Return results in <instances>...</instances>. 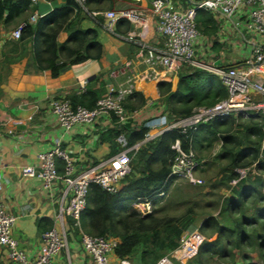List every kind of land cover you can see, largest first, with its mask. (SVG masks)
I'll return each instance as SVG.
<instances>
[{
    "label": "built area",
    "instance_id": "1",
    "mask_svg": "<svg viewBox=\"0 0 264 264\" xmlns=\"http://www.w3.org/2000/svg\"><path fill=\"white\" fill-rule=\"evenodd\" d=\"M77 1L99 25L127 41L134 48V57L128 59L121 70L123 79L108 84L106 94L94 108L74 106L67 97L51 100V111L57 116L63 134L56 138L53 149L40 153L38 161L24 165L21 172L27 178L39 179L49 192L53 191L56 183L61 184L56 199L58 211L53 226L41 235L37 254L30 257L13 236L19 217L0 198V250H8L5 264H142L116 254L120 243L118 238L83 231L80 218L87 206L90 185L98 183L109 192L116 193L122 180L131 172L132 160L140 148L166 131L178 129L188 134L201 124L231 115L246 118L260 116L264 120V0H190L191 5L184 10L172 8L170 0H152V16L156 19V30L162 36V40L156 42L151 41V23L141 9L90 12L85 6L86 0ZM30 2L36 5L39 0ZM201 8L211 11L220 21L219 36L222 41L232 43L235 39L240 40L239 47L244 57L239 63L224 66L213 62L209 65L197 59V45L202 33L198 29L196 16ZM38 17L34 14L33 21ZM119 19L129 20L134 29L126 34L118 33L114 23ZM25 25V22L20 23L11 32V37L20 39ZM188 65L216 75L227 89L228 96L213 105L196 108L189 116L174 120H170L166 114H151L142 123L147 129L143 139L130 144L122 133L117 138L121 147L119 152L86 168H75L73 160L61 146L67 133L77 125L93 124L100 118L109 120L111 127L122 126L141 109L129 111L124 103L127 97L136 93L145 95L147 103L143 109L156 104L161 97V84L169 83L174 90L181 70ZM85 89L86 83L81 82L79 92ZM172 148L176 155L166 183L183 180L191 185H203L205 179L198 174L203 161L197 152L185 148L180 139L173 143ZM261 152H264V125ZM57 159L66 162L63 173L57 169ZM247 174V169H239L231 185L235 186ZM167 194L162 189L154 198L141 199L136 209L147 216L154 210V199H163ZM71 226L73 230L78 228L79 233L75 234ZM193 237L194 233L185 234L182 243L185 249L179 250L180 244L173 255L161 256L155 264H181L180 257L194 254ZM198 237H194L195 240Z\"/></svg>",
    "mask_w": 264,
    "mask_h": 264
},
{
    "label": "trees",
    "instance_id": "2",
    "mask_svg": "<svg viewBox=\"0 0 264 264\" xmlns=\"http://www.w3.org/2000/svg\"><path fill=\"white\" fill-rule=\"evenodd\" d=\"M91 2L92 0L85 1V6L90 12L94 11L90 8ZM36 9V5L30 0H0V24L7 26L12 22L26 23L18 40H28L38 69L48 70L52 77L57 78L63 68L101 58L103 48L97 39V30L78 26L82 13L87 12L77 0H66L64 6L55 8L31 22L29 18ZM196 21L200 32L212 38L213 50L218 53L225 45L219 41L220 21L211 11L202 8L197 11ZM133 29L134 25L127 19H119L115 25V30L122 34ZM61 31L69 33V38L62 43L58 40ZM11 44V51H17L19 44ZM27 50L24 45V52L17 58L9 59V62L21 59ZM162 91L166 92V109L170 120L189 116L196 108L213 105L228 96V91L219 78L201 69L181 74L175 90L171 89L169 83L161 84ZM106 92L107 86L102 81L97 87L88 86L84 91L73 92L67 98L74 106L94 108ZM124 103L129 111H133L144 107L147 98L141 93H136L127 97ZM136 120L137 127L133 125L135 120L131 119L122 126L114 125L102 130L100 139L111 143V155L120 151L117 138L122 133L127 136L130 144L144 138L147 129L142 126L143 121L140 118ZM230 121L236 122L234 131L227 127ZM263 125L264 120L260 116L246 118L243 115H231L201 124L188 134L178 129L162 133L140 148L132 160L131 172L122 180L116 193L109 192L98 183L90 185L87 206L80 218L83 231L91 235L118 238L120 243L116 254L120 258L133 259L137 248L143 246L144 252H141L139 263L155 264L161 256L150 261L148 257L152 255V251L148 249V245L154 240H160L159 228L169 225L172 219L154 218L152 213L141 215L135 208L137 202L154 198L162 189L169 191L172 183H166V179L176 155L172 145L177 139L181 140L185 148L195 151L211 148L220 141L222 148L214 155V159L227 160V164L222 168L221 183L229 186V182L237 177L239 167H247L256 162L257 169L251 171L235 186H230L231 193L224 199L222 212L232 215L231 224H219L212 215L203 219L201 230L207 232L214 226L218 236L215 240L205 241L201 245L192 263L211 264V259L219 258L226 260L228 264H262L249 262L248 253L242 254L241 262L235 260V256L236 251L240 253L243 249L255 247L264 261V152H261ZM65 164L64 160L57 159V169L60 173L64 172ZM161 200L162 198L154 199L155 206ZM186 215L198 216L200 212L189 211L184 216ZM186 224L189 229L195 225L191 222L184 223L185 226ZM52 226L53 223L43 232ZM71 229L73 230L72 226ZM73 231L75 234L79 233L78 228ZM164 246L174 250L179 243L174 240ZM1 253L0 250V264H5Z\"/></svg>",
    "mask_w": 264,
    "mask_h": 264
},
{
    "label": "crops",
    "instance_id": "3",
    "mask_svg": "<svg viewBox=\"0 0 264 264\" xmlns=\"http://www.w3.org/2000/svg\"><path fill=\"white\" fill-rule=\"evenodd\" d=\"M169 2L172 8L180 10L191 5L190 0ZM65 4L66 0H48L47 3L41 4L39 0L34 14L43 17ZM90 8L94 11L141 9L151 23V41L162 40L156 30V19L152 16V0H92ZM115 25L116 23L114 29ZM78 26L97 30V39L103 48L102 56L63 68L59 76L54 78L48 70L37 68L28 40L19 42L18 39H13L11 32H6L5 25H0V198L9 210L19 217L13 229V236L20 248L30 257L37 254L42 232L52 225L58 211L56 199L61 184L56 183L53 191L49 192L39 179L27 178L21 172L24 165L35 164L40 153L53 149L56 138L63 134L57 116L51 111V100L79 92L81 82H85L87 88L91 85L97 87L102 81L106 86L121 81V70L125 62L134 57V48L127 41L99 25L88 14L82 13ZM68 38V32L59 33V42H65ZM219 41L225 45L218 53L215 52L218 64L242 60L244 52L240 47L237 50L239 59L234 55L229 59L225 57L229 49L225 46L229 42L222 41L220 36ZM11 43L19 44L17 51L8 49V44ZM24 45L28 50L23 57L9 62V59L17 58L24 52ZM184 73L183 68L180 75ZM165 96L166 92L162 91L156 104L141 108L133 118V125L137 127L136 119L144 121L151 114L168 115ZM106 127H111L110 121L100 118L93 124L77 125L64 136L62 149L73 160L76 169L86 168L111 156V143L100 139L101 132ZM203 219H200V223ZM194 222L197 223L196 220ZM1 252L5 262L8 259V250L1 249Z\"/></svg>",
    "mask_w": 264,
    "mask_h": 264
},
{
    "label": "rangeland",
    "instance_id": "4",
    "mask_svg": "<svg viewBox=\"0 0 264 264\" xmlns=\"http://www.w3.org/2000/svg\"><path fill=\"white\" fill-rule=\"evenodd\" d=\"M43 2L47 3L48 0H40V4ZM33 15L29 18V20L32 22H34ZM20 23H23V21L12 22L7 26L5 25L6 32L10 33L14 31L20 25ZM239 43L240 40L237 41L236 39L232 42V44L227 43L225 47H228L229 49H227L228 53L225 55L226 58L230 59V57L232 58L234 55L239 59V55L237 53ZM5 49H7V47H5ZM8 49H12V44H8ZM197 50L198 60L209 65L213 64V62H216L217 55L215 54V52L217 51L213 50L211 37L201 34L200 42L197 45ZM1 60L2 59L0 58V62ZM236 61L237 60H231L228 62L225 61L224 65L230 66L240 62L239 60L237 62ZM196 69L199 68L188 65L184 67V72H192ZM227 127L231 128L234 131L236 128V122H228ZM219 142H216L211 148H203L202 151L196 150L199 158L203 161L202 166L198 171V174L205 179V183L203 185H191L183 180L174 182L170 187L167 196L156 203V206L154 207V210L152 212V216L154 218L172 220L170 221L169 225L159 228L160 240H154V242L148 245V249L152 251V255L148 257L150 261L154 260L157 256H164L168 254L173 255L174 250H170V248H166L164 245H167L174 240L179 243V246L181 244L179 250H184L185 246H182L183 237L185 236V234L194 233V237L199 236L198 240H195V238L193 237L194 241L192 242V248L194 254L192 256L179 258L181 264H193L192 262L197 256L201 245L205 241L215 240L218 236V233L216 232L214 226L209 228L207 232H203L200 228L202 223H200V219L212 215L214 216L216 222L219 224H231V221L233 220L232 215L227 214V212H222V208L225 205L224 199L231 193V181L229 182V186L220 182V179L222 177V168L227 164V160L216 161L214 159V155L217 154L222 148V144ZM136 159L137 158H135V160ZM256 166L257 163L254 162L250 166L239 167L237 169V172L239 169H247L248 176L251 171H256ZM250 205L251 204H249V206ZM189 211H198L200 212V215L184 216L185 214L189 213ZM195 220L197 223L194 222ZM185 221H188L187 223L193 221L192 223H195V225L191 229H189L187 227L188 224H186V226L184 225ZM243 250L244 251L240 253L236 251L235 260L241 262L242 254L248 253L250 254L249 262L264 264L263 259L259 256L258 250L255 249V247H249L248 249ZM141 252H144L143 246H139L136 250V255L133 258L135 263H139L141 261ZM173 258L176 259V257L174 256ZM210 261L211 264H228V262H225L226 260L219 258H213Z\"/></svg>",
    "mask_w": 264,
    "mask_h": 264
},
{
    "label": "water",
    "instance_id": "5",
    "mask_svg": "<svg viewBox=\"0 0 264 264\" xmlns=\"http://www.w3.org/2000/svg\"><path fill=\"white\" fill-rule=\"evenodd\" d=\"M48 73L50 74V71H48Z\"/></svg>",
    "mask_w": 264,
    "mask_h": 264
},
{
    "label": "clouds",
    "instance_id": "6",
    "mask_svg": "<svg viewBox=\"0 0 264 264\" xmlns=\"http://www.w3.org/2000/svg\"><path fill=\"white\" fill-rule=\"evenodd\" d=\"M133 260V259H132Z\"/></svg>",
    "mask_w": 264,
    "mask_h": 264
}]
</instances>
